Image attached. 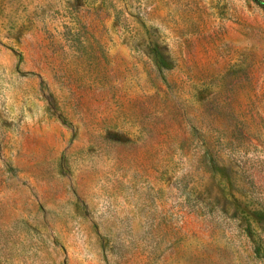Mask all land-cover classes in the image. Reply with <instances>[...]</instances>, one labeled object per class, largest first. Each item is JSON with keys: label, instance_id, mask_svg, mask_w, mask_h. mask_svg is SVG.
Returning a JSON list of instances; mask_svg holds the SVG:
<instances>
[{"label": "rangeland", "instance_id": "374dc122", "mask_svg": "<svg viewBox=\"0 0 264 264\" xmlns=\"http://www.w3.org/2000/svg\"><path fill=\"white\" fill-rule=\"evenodd\" d=\"M0 264H264V0H0Z\"/></svg>", "mask_w": 264, "mask_h": 264}]
</instances>
